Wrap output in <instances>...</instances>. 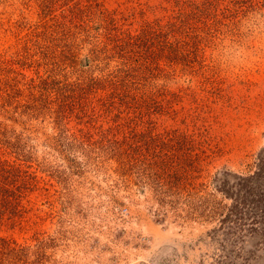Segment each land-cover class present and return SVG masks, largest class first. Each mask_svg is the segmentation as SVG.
Wrapping results in <instances>:
<instances>
[{
  "label": "rangeland",
  "instance_id": "1",
  "mask_svg": "<svg viewBox=\"0 0 264 264\" xmlns=\"http://www.w3.org/2000/svg\"><path fill=\"white\" fill-rule=\"evenodd\" d=\"M0 264H264V0H0Z\"/></svg>",
  "mask_w": 264,
  "mask_h": 264
},
{
  "label": "trees",
  "instance_id": "2",
  "mask_svg": "<svg viewBox=\"0 0 264 264\" xmlns=\"http://www.w3.org/2000/svg\"><path fill=\"white\" fill-rule=\"evenodd\" d=\"M167 185H169V180H168V182L166 183ZM171 185V184H170ZM181 187V185L178 183V188H180ZM5 190H8V189H5ZM9 192H11L14 196H16V198H18L19 197V195L18 194H16L15 192H13V191H11V190H8ZM13 251V250H12Z\"/></svg>",
  "mask_w": 264,
  "mask_h": 264
}]
</instances>
